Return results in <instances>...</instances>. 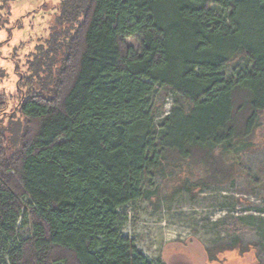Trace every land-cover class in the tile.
Returning a JSON list of instances; mask_svg holds the SVG:
<instances>
[{
    "label": "trees",
    "instance_id": "obj_1",
    "mask_svg": "<svg viewBox=\"0 0 264 264\" xmlns=\"http://www.w3.org/2000/svg\"><path fill=\"white\" fill-rule=\"evenodd\" d=\"M56 21L26 65L22 125L0 128V258L153 264L122 235L120 210L170 155L210 160L252 137L264 113V0H60ZM239 56L249 69L226 76ZM156 88L187 104L158 129Z\"/></svg>",
    "mask_w": 264,
    "mask_h": 264
},
{
    "label": "rangeland",
    "instance_id": "obj_2",
    "mask_svg": "<svg viewBox=\"0 0 264 264\" xmlns=\"http://www.w3.org/2000/svg\"><path fill=\"white\" fill-rule=\"evenodd\" d=\"M59 6L60 0H0V128L12 122L13 134L23 123L18 105L27 62L60 31ZM125 43L139 54L138 38ZM248 69L239 56L223 73ZM151 104L157 129L174 105L187 108L163 88ZM211 157L170 155L141 179L142 197L120 210L122 235L153 264H264V113L244 146ZM22 222L19 238L30 234Z\"/></svg>",
    "mask_w": 264,
    "mask_h": 264
}]
</instances>
